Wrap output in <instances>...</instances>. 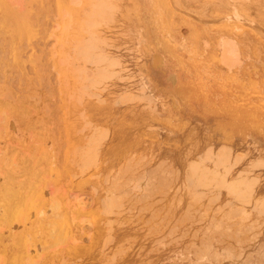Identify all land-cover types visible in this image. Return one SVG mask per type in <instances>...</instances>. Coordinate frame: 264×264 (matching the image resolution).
<instances>
[{
  "label": "rangeland",
  "instance_id": "rangeland-1",
  "mask_svg": "<svg viewBox=\"0 0 264 264\" xmlns=\"http://www.w3.org/2000/svg\"><path fill=\"white\" fill-rule=\"evenodd\" d=\"M78 1L76 5L75 0H0V188H4L0 192L8 196L12 210L0 232L5 250H13L12 264L33 260L36 264H264V207L238 204L224 196L222 183L219 189L210 188L203 180L197 182L193 172H182L172 153H155L156 140L174 139L181 128L195 136L210 134L203 122L183 115L190 93L197 94L193 98L202 111L207 110L204 95L225 107L237 102L248 108L252 100L264 101V48L248 47L264 40V26L255 20H264V0H103L112 5L102 0H94L97 5L93 0L94 4ZM106 6L116 11L111 12L114 19L108 18ZM82 8L87 9L84 15ZM90 8L114 24L100 15L102 23L95 28L92 24L101 19L94 17L96 12H88ZM127 13L133 19L121 26L119 19ZM81 14L96 19L90 24L92 20ZM66 17L89 21L83 24L95 30L88 31L94 52L87 34L66 33ZM77 26L71 23L70 33ZM206 30L217 38V44L219 36L235 40L236 49V43L230 45L233 49L219 48ZM82 37L88 40L87 44L82 41L83 47ZM74 40L80 48L75 49ZM98 40L108 48L103 45L102 49ZM86 49L98 54L93 58ZM220 51L232 54L233 66ZM102 56L106 61L117 58L119 65L107 66ZM107 70L113 74L107 75ZM128 71L144 81L138 77L134 82L136 75ZM99 74L109 79L102 82ZM84 79L94 85L88 81L82 85ZM222 116L229 119L227 112ZM220 147L218 159L210 161L212 168L246 163L239 175L255 177L264 172V150L257 142L241 143L245 155L235 153L236 157L231 146Z\"/></svg>",
  "mask_w": 264,
  "mask_h": 264
},
{
  "label": "bare ground",
  "instance_id": "bare-ground-1",
  "mask_svg": "<svg viewBox=\"0 0 264 264\" xmlns=\"http://www.w3.org/2000/svg\"><path fill=\"white\" fill-rule=\"evenodd\" d=\"M56 1V0H55ZM81 1V0H80ZM91 3H92V0H89ZM94 1V0H93ZM96 1H98V0H96ZM103 1V0H102ZM104 1H106V0H104ZM103 1V2H104ZM108 1V0H107ZM106 1V2H107ZM120 1V0H119ZM125 1V0H124ZM167 1V0H166ZM76 2H79L78 0L76 1L75 0V2H73L74 4H76ZM84 2V1H83ZM95 2V1H94ZM100 2V1H99ZM106 2H104V3H106ZM71 3V2H70ZM86 3V2H85ZM91 3H89V4H91ZM98 3V2H97ZM97 3L95 2V5H97ZM101 3V2H100ZM88 4V3H87ZM89 4H88V6H89ZM92 4H94V3H92ZM107 4H111L112 5V3L110 2H108V3H106V5ZM114 4H116V3H114ZM175 4V3H174ZM77 5V4H76ZM102 5V4H101ZM120 5V4H119ZM128 5V4H127ZM64 6V5H63ZM88 6H87V8H88ZM115 6L116 5H113V7L115 8ZM129 6V5H128ZM226 6V5H225ZM252 6V5H251ZM91 7H93L92 5H91ZM106 7H108V6H106ZM178 7V6H177ZM67 8V7H66ZM108 8H109V11H108ZM106 10L108 11V12H110V14L106 11V10H104V11H106L109 15V17L108 18H113V16H114V14L113 13H111V12H116L115 10L113 11V9L111 8V6L110 7H108ZM110 8H111V11H110ZM121 8H123V6L121 7ZM136 8V7H135ZM171 8H172V6H171ZM227 8V7H226ZM230 8V7H229ZM229 8H228V10H229ZM83 9V8H82ZM94 10H95V8H93ZM101 9H103V7L101 8ZM101 9H100V12H103V10L101 11ZM117 9V8H116ZM120 9V7L118 8V10ZM80 10V9H79ZM84 10H87V9H83V11H82V14L84 15L85 13H86V11H84ZM89 10V9H88ZM206 10V9H205ZM264 10V9H263ZM97 11V10H96ZM96 11H93L92 10V12H96ZM121 11V10H120ZM119 11V12H120ZM129 11V10H128ZM179 11V10H178ZM177 11V12H178ZM183 11V10H182ZM203 11V10H202ZM257 11H260L259 9L257 10ZM88 12H91V8H90V11H88ZM91 12V13H92ZM99 12V11H98ZM98 12H96V14L94 13L93 15H98L97 13ZM106 12H104V14L106 13ZM131 12V11H130ZM90 13V14H91ZM106 13V14H107ZM63 14V13H62ZM70 14V13H69ZM80 14V13H79ZM81 14V15H82ZM88 14V13H87ZM105 14V15H106ZM128 14V13H127ZM184 14V13H183ZM65 16H67L68 15V13H67V15L66 14H64ZM80 15V16H81ZM81 16V18L82 17H85V16ZM93 15H90V16H92L93 17ZM101 14L99 13V15L98 16H94V17H96L99 21H100V19L101 18H104V17H106V16H104V17H102L103 16V14L100 16ZM113 15V16H112ZM117 15V14H116ZM121 15V14H120ZM123 15V14H122ZM121 15V16H122ZM129 15L130 14H128V16L127 15H125V16H123L121 19H119L120 20V23H121V26L123 25H125L126 26V24H128V22H131V20L133 19L132 18V16H131V18L129 17ZM79 16V17H80ZM89 16V15H88ZM101 18H100V17ZM111 16V17H110ZM187 16V15H186ZM189 16V15H188ZM187 16V17H188ZM230 16V18L232 17L231 15H229ZM71 17V16H70ZM79 17H78V19H79ZM91 17V18H92ZM92 18V19H96V18ZM225 17H227V16H225ZM234 17V16H233ZM241 17H242V15H241ZM240 17V18H241ZM60 18H62V17H60ZM67 18V20H65L64 18H63V20H65V24H64V27L65 28H67L65 31H66V33H69V34H71V36H78V34H81L82 36H83V34H87L88 35V31H89V33L92 31V32H94L95 33V30H91L90 31V25H88V24H86V26L84 25L85 24V21L86 22H89L90 20H92V19H89V17H85L87 20H89V21H87V20H85V19H83V23L82 22H80V21H82V19L80 18V20H78L77 18H69V17H66ZM69 18V19H68ZM100 18V19H99ZM114 18H115V16H114ZM113 18V19H114ZM194 18V17H193ZM196 18V17H195ZM230 18H225V20H227V19H230ZM234 18H237V17H234ZM233 18V19H234ZM138 19H142V18H138ZM199 19V18H198ZM197 19V20H198ZM218 19V18H217ZM223 19V18H222ZM85 20V21H84ZM103 20H107L106 22L107 23H110L111 24V22H113V21H111V22H108V21H110V20H112V19H110V20H108V19H103ZM117 20V19H116ZM215 20V19H214ZM231 21H232V19H230ZM234 20H236V19H234ZM255 20H257L261 25H263L264 26V20H263V18H255ZM97 21V20H96ZM118 21V20H117ZM209 21H211V20H209ZM208 21V22H209ZM218 21V20H217ZM219 21L221 22V19H219ZM239 21V20H238ZM238 21H236V22H238ZM25 22V21H24ZM73 22H75L78 26V30L77 31H75V32H73V33H70V31H71V28H70V24L71 23H73ZM91 23L90 24H92V22H94L93 20L92 21H90ZM141 22V21H140ZM185 22H187V21H185ZM200 22H203V21H200ZM208 22H205V23H208ZM226 23H227V21H225ZM234 22V21H233ZM232 22V23H233ZM235 22V23H236ZM63 23V22H62ZM96 23V25L93 23L92 25L96 28V26H99V25H101V23H102V19H101V21H100V23L99 22H95ZM99 23V24H98ZM182 23H184V21L182 22ZM188 23V22H187ZM214 23H216V21L214 22ZM222 23V22H221ZM225 23V24H226ZM98 24V25H97ZM113 24H114V22H113ZM135 24H136V22H135ZM135 24H133V25H135ZM137 24H138V22H137ZM136 24V25H137ZM210 24V23H209ZM212 24V23H211ZM210 24V25H211ZM231 24V23H230ZM243 24V23H242ZM61 25V24H60ZM88 25V26H87ZM103 25H104V23H103ZM218 25V24H217ZM232 25V24H231ZM239 25V24H238ZM245 25H247L246 23H245ZM253 25V24H252ZM252 25H251V27H252ZM19 26V25H18ZM90 26V27H89ZM92 26V27H93ZM127 26H130V25H127ZM132 26V25H131ZM177 26V25H176ZM178 26H179V24H178ZM247 26H249V25H247ZM255 27H257L256 25H254ZM253 26V27H254ZM60 27V26H59ZM58 27V28H59ZM63 27V28H64ZM93 27V28H94ZM105 27H107V26H105ZM133 27V26H132ZM229 27V26H228ZM228 27H222L223 28V30L224 29H228ZM234 27V26H233ZM239 27V26H238ZM254 27V28H255ZM18 28V27H17ZM70 28V29H69ZM94 28V29H95ZM131 28V27H130ZM140 28V27H139ZM231 28V27H230ZM261 28V27H260ZM259 28V29H260ZM92 29V28H91ZM116 29V28H115ZM138 29V28H137ZM134 30L135 32H137L138 30ZM186 29V28H185ZM253 29V28H252ZM259 29H258V31H259ZM64 29H62V31H63ZM102 30H103V28H102ZM114 30V29H113ZM112 30V31H113ZM118 30V29H117ZM122 30V29H121ZM129 30V27H127V31ZM132 30V31H133ZM236 30H238L237 28H236ZM17 31H19V30H17ZM96 31H99L98 29H96ZM104 31V30H103ZM109 31H110V29H109ZM119 31V30H118ZM126 31V32H127ZM129 31H131V30H129ZM220 32H221V30H219ZM107 32V31H106ZM115 32V31H114ZM113 32V33H114ZM125 32V31H124ZM134 32V33H135ZM141 32V31H140ZM139 32V33H140ZM185 32V31H184ZM229 32H231V30H229ZM239 32H241V31H239ZM256 32H257V30H256ZM65 33V32H64ZM101 34H102V31L100 32ZM104 33V32H103ZM122 33V32H121ZM186 33V32H185ZM264 33V32H263ZM60 34H62L63 35V32H61V30L59 31V35ZM91 34V33H90ZM93 34V33H92ZM117 34H118V32H117ZM129 34V33H128ZM127 34V35H128ZM131 34V33H130ZM136 34V33H135ZM135 34H134V36H135ZM202 34V33H201ZM201 34H199L198 36L200 37L201 36ZM206 34H207V37L209 38V40L210 41H212V42H215V44H217V38L215 37V36H213V34H212V32H210V30H206ZM258 34V33H257ZM121 35V34H120ZM123 33H122V37H123ZM127 35H126V37H127ZM131 35H133V33L131 34ZM131 35H129L130 37H131ZM139 35H141V34H139ZM204 35V34H203ZM246 35V34H245ZM61 36V35H60ZM66 36H67V34H66ZM65 36V37H66ZM90 36H93V35H90ZM205 36V35H204ZM261 36H263V35H261ZM78 37H80V36H78ZM88 40H89V35H88V37L87 36H85ZM93 37H98L97 35H94ZM117 37V36H116ZM133 37V36H132ZM139 37V36H138ZM137 37V38H138ZM141 37V36H140ZM143 37V36H142ZM207 37L205 36V39H207ZM222 37V36H221ZM232 37V36H231ZM60 38V37H59ZM86 38H84V37H82L81 38V40H79L80 42H82L83 40H85V43L87 44V42H88V40L86 39ZM113 38V37H112ZM135 37H133V39H134ZM232 38H234V37H232ZM263 38V37H262ZM96 38H94V40H95ZM98 39H100V37H98ZM102 39V38H101ZM123 39V38H122ZM132 39V40H133ZM235 39V38H234ZM60 40H61V38H60ZM63 40V39H62ZM76 41L78 40L77 38L75 39ZM74 40V44H73V46L75 47V45H78V44H76V41ZM86 40H87V42H86ZM103 40V39H102ZM102 40H98V44L99 45H101L102 46V49H104L103 48V41ZM113 40V39H112ZM130 40V39H129ZM136 40V39H135ZM141 40V39H140ZM144 40V39H143ZM201 40H203V38L201 39ZM208 40V39H207ZM224 40V41H223ZM221 39L220 38V36H219V44H217V45H219L218 47L219 48H225V47H229V49H233V47L232 46H230V45H233L234 43H236V45L234 46V48L235 47H237V42L234 40H232V39H228V40H225V39ZM89 41H91V39L89 40ZM131 41V40H130ZM138 41V40H137ZM69 42V41H68ZM93 42V40L91 41V42H88L89 44L88 45H90L91 43ZM104 42H106V41H104ZM139 42H141V41H139ZM204 42V41H203ZM71 43H70V46H71ZM94 43V42H93ZM131 43V42H130ZM130 43H129V45H130ZM132 43H134V40H133V42ZM131 43V44H132ZM142 43H145V42H142ZM85 44V45H86ZM136 44V43H135ZM83 45H84V43L82 42V47H83ZM93 45V46H92ZM92 45H90L89 47H90V49L93 51L94 49H93V47H95L94 46V44H92ZM127 45V44H126ZM138 45V42H137V44H136V46ZM140 45V44H139ZM203 45H204V47L205 46H208L207 44H205V42L203 43ZM238 45H239V43H238ZM67 46V45H66ZM69 46V45H68ZM73 46H71V48L70 49H73V50H75V49H78L77 47H81L80 45L79 46H76L75 47V49H74V47ZM100 46V47H101ZM106 45H104V47H105ZM107 46H110V45H108L107 44ZM86 47H87V45H86ZM92 47V48H91ZM129 47V46H128ZM240 47L241 48H243V46H241L240 45ZM248 47H250V49H256V47H262V48H264V40H262V39H259L255 44H248ZM247 47V48H248ZM105 48H108V47H105ZM115 48V47H114ZM145 48H147V47H145ZM58 49H59V47H58ZM70 49H69V51H70ZM116 50H117V47L115 48ZM114 49V50H115ZM134 49H135V46H134ZM133 49V51H134V54H135V50H137V49H135L134 50ZM148 49V48H147ZM146 49V50H147ZM162 49H163V47H162ZM225 49H227V48H225ZM236 49V48H235ZM238 49V48H237ZM246 49V48H245ZM81 50V49H80ZM80 50H79V52H80ZM126 50H128V49H126ZM126 50H124V51H126ZM221 50V49H220ZM228 50V49H227ZM77 51V50H76ZM83 51V50H82ZM99 51H100V49H99ZM132 51V52H133ZM137 51H140V48H139V50H137ZM151 51V50H150ZM86 52H88V54H90V56H93V58H94V55H96V54H98V53H96V54H92L91 55V53L89 52V49L87 50L86 49ZM86 52H80V53H82V54H85ZM94 52V51H93ZM102 52V51H101ZM101 52H100V54H101ZM238 52V50L237 51H235V56H236V60H239L238 58H237V56H239L238 54L239 53H237ZM260 52V51H259ZM71 53V52H70ZM103 53H105V52H103ZM102 53V54H103ZM116 53V52H115ZM129 53V52H128ZM139 53V52H138ZM220 53H221V55L222 56H226V55H224V54H226V52L224 53V52H222V51H220ZM62 54V53H61ZM60 54V55H61ZM87 54V53H86ZM120 54V53H119ZM133 54V53H132ZM132 54H131V56H132ZM104 55H106V56H108L107 54H104ZM156 55H158V54H156ZM62 56V55H61ZM66 56V55H65ZM64 56V57H65ZM67 56H68V53H67ZM77 56V55H76ZM90 56H88L87 55V58L88 57H90ZM258 56V55H257ZM63 57V56H62ZM69 57V56H68ZM96 57V56H95ZM157 57V56H156ZM155 57V58H156ZM173 57V56H172ZM175 57V56H174ZM223 57V58H224ZM229 57H230V59H231V57H232V54L231 55H229V54H227V56L225 57V58H228V62H230V61H232V60H230L229 59ZM72 58V57H71ZM93 58L91 57L89 60L91 61V60H93ZM102 58H104V60H105V56H102ZM111 58V57H110ZM129 58H130V53H129ZM128 58V59H129ZM131 58H133V57H131ZM222 58V59H223ZM60 59H61V57H60ZM75 59V58H74ZM74 59H73V61H74ZM96 59H98V58H96ZM108 59L109 58H107V61H108ZM113 59H114V57H113ZM111 59L112 61H104L103 63H105V64H107V66H108V64L110 63V64H112L113 66H114V62H116V65L118 64V61H116L117 60V58L116 59ZM123 59V58H122ZM138 59H140L139 57H138ZM221 59V60H222ZM233 59V58H232ZM247 59V58H246ZM72 60V59H71ZM77 60V59H76ZM124 60V59H123ZM230 60V61H229ZM248 60V59H247ZM61 61V60H60ZM68 61V60H67ZM69 61H70V59H69ZM84 61H86V57H85V59H84ZM88 61V60H87ZM96 61H98V63H99V60H96ZM95 61V62H96ZM130 61V60H129ZM139 61V60H138ZM143 61V60H142ZM223 61H225V63H226V60H223ZM240 61L241 60H239V63H240ZM75 62V61H74ZM95 62H93V63H95ZM112 62V63H111ZM140 62V61H139ZM222 62V61H221ZM227 62V63H228ZM234 62V59H233V61H232V63H231V65L233 66V64L235 63H233ZM238 61H236V64H238L237 63ZM93 63H91L92 65H93ZM123 63V62H122ZM128 63H130V62H128ZM242 63V62H241ZM261 63V62H260ZM61 65H62V62L60 63ZM63 64H64V62H63ZM96 64H97V62H96ZM96 64H94L93 66H95L94 68H97L96 66H99L98 64L96 65ZM109 64V65H110ZM144 64H145V62H144ZM222 64H224L223 62H222ZM70 65V64H69ZM111 65V66H112ZM119 65V64H118ZM121 65V64H120ZM128 65V64H127ZM132 65V64H131ZM135 65H136V63H135ZM134 65V66H135ZM228 65V64H227ZM70 66H73V68H75L74 66H76V65H70ZM80 66V65H79ZM83 66V65H82ZM93 66L91 67L92 68V70L94 69L93 68ZM123 66V65H122ZM225 66V65H224ZM237 67H238V65H236ZM81 67V66H80ZM85 67V66H84ZM83 67V68H84ZM101 67V66H100ZM124 67V66H123ZM103 68H105V65L103 66ZM111 68V67H110ZM117 68V67H116ZM239 68V67H238ZM71 69V68H70ZM80 69V68H79ZM87 69V68H86ZM106 69V68H105ZM104 69V70H105ZM108 69V68H107ZM125 69L126 70H129L128 69V67L126 68L125 67ZM134 69V68H133ZM249 69V68H248ZM252 69V68H251ZM85 70V69H84ZM98 69H95V71H96V73H99L98 71H97ZM109 70V69H108ZM107 70V72L109 73H107V75H111V74H113V73H111L110 74V72ZM120 70V69H119ZM136 70H137V68H136ZM222 70H223V68H222ZM239 70V69H238ZM70 71V70H69ZM74 71H82V70H78V69H76V70H74ZM74 71H72V72H74ZM111 71V70H110ZM114 71L116 72V70L114 69ZM122 71V70H121ZM132 71V70H131ZM230 71V70H229ZM228 71V72H229ZM62 72H63V70H62ZM83 72V71H82ZM86 72V71H85ZM105 72V71H104ZM112 72V71H111ZM114 72V73H115ZM124 72V71H123ZM129 73H130V71H128ZM139 72V71H138ZM142 71H140L139 73H141ZM106 73V72H105ZM120 73V72H119ZM119 73H118V75H119ZM125 73V72H124ZM144 73L145 72H143L142 74L144 75ZM126 74V73H125ZM124 74V75H125ZM130 74H134V72H132V73H130ZM209 74H211V73H208L207 75L208 76H210ZM106 75V74H105ZM105 75L103 76V74L102 75H100L99 74V77L100 76H102V77H100V81H101V79H102V82H104V81H107L109 78H107L108 76H106L105 77ZM117 75V74H116ZM134 75H136V74H134ZM78 76H80V75H78ZM113 76V75H112ZM111 76V77H112ZM235 76V75H234ZM96 78H97V74H96V76H95ZM94 77V78H95ZM98 77V78H99ZM104 77L105 78H107V79H105L104 80ZM110 77V76H109ZM114 77V76H113ZM113 77H112V79H113ZM118 77H120V76H118ZM122 77V76H121ZM129 77V76H128ZM133 77V76H132ZM131 77V78H132ZM139 77V80L141 79V81H139V82H142V81H144V80H142V79H144V78H142V77H140V75L138 76ZM138 77H137V75H136V78H134L133 80H134V82H135V79H138ZM88 78V77H87ZM95 78V80H94V82H96V80H99V79H96ZM116 78V77H115ZM125 78H127V77H125ZM130 78V79H131ZM236 78H237V76H236ZM239 78V77H238ZM73 79V78H72ZM81 79V78H80ZM117 79H119V78H117ZM124 79V78H123ZM229 79V78H228ZM82 80V79H81ZM121 79H119L118 81H120ZM201 81H203L202 80V77H201V79H200ZM67 81V80H66ZM78 81V80H77ZM85 81H88V79H84V84H82V85H85ZM90 81V80H89ZM88 81V84H90L91 82H89ZM111 81V80H110ZM123 81V80H122ZM132 81V80H131ZM237 81V80H236ZM80 82V81H79ZM121 82V81H120ZM130 82V81H129ZM133 82V81H132ZM133 82V83H134ZM137 82H138V80H137ZM81 83V82H80ZM97 84H99V82L97 81L96 82ZM95 83V84H96ZM122 83V82H121ZM124 83V82H123ZM65 84V83H64ZM130 85L132 84V83H129ZM76 85V84H75ZM90 85H94V83L92 82ZM100 85V84H99ZM141 85V87H145L144 85L145 84H143V83H141L140 84ZM68 86V85H67ZM77 86V85H76ZM132 86V85H131ZM135 86V85H134ZM81 87V86H80ZM99 87V86H98ZM87 88V87H86ZM99 88H101V87H99ZM103 88V87H102ZM101 88V89H102ZM124 88H126V87H124ZM133 88H135V87H133ZM148 88H150V87H148ZM209 88V87H208ZM67 89H70V88H67ZM76 89H78V88H76ZM80 89V88H79ZM84 89V88H83ZM89 89V88H88ZM94 89H96V87L94 88ZM104 89V88H103ZM140 89V88H139ZM145 89V88H144ZM105 90V89H104ZM125 90V89H124ZM148 90V89H147ZM90 92V91H89ZM122 92H123V90H122ZM80 94V93H79ZM82 94V93H81ZM84 94V93H83ZM89 94V93H88ZM88 94H87V96H88ZM99 94V93H98ZM96 95L97 97L99 96L100 97V95ZM74 95V94H73ZM72 95V97H74ZM91 95H93V93L91 94ZM91 95H89V97H91ZM190 96H189V99L187 100V101H185V106H184V112H183V115H185V116H188V118H190V120H193V119H198V120H200L201 122H203L206 126H208V128L210 129V134L209 135H206L205 133V135H197V136H195V135H193L192 133H189V130L187 129V128H181L180 130H179V136H176V138H174V139H170L169 137V139H162V140H156V143H157V147H156V149H155V153L158 155V156H161V155H164L165 153H172L173 155H174V157H173V160H174V162H175V164L177 165V167L182 171V172H188V171H191V172H193L194 174V176H195V178H196V180H197V182L198 181H200L201 182V180H203V182L205 183V184H207V186L208 187H210V188H212V187H218V189H219V186H217V185H219V183H222L223 184V187H224V196L225 197H231V198H233L234 200H236V202L238 203V204H242V205H244V206H249V205H252V204H256V205H259L260 207L262 206V207H264V172H261V173H258L255 177H251V176H243V175H241V173L242 172H240V175L238 174V171H239V169H241V168H245L246 167V163H244V164H242V165H240L241 167H239V166H226V165H224V166H221V165H223V164H221L220 166L217 164L218 162H216V164L218 165H216L215 166V163H214V166L215 167H217V168H212L211 167V165H210V161L211 160H217L216 159V157H217V155L219 154H217L216 155V153H217V151H218V149H219V147L222 145V144H225V145H228V146H231L232 148H233V150H234V155H235V157H236V154H239V155H242L243 156V154H244V150H242V148H241V143H243V142H247V144L248 143H253V142H257L259 145H260V147L264 150V101L263 102H260V101H254V100H252L251 102H250V104H249V107L248 108H244V107H241L240 106V104L239 103H237V102H235V103H232V104H230L229 105V107H225L223 104H222V102H219V100H217V99H215V98H213L212 96H207V95H204V98L202 99V102H204V104L207 106V110L206 111H202V110H200L198 107H197V103H196V99H194L193 97L196 95V97H197V94H195V93H190L189 94ZM71 96V95H70ZM81 96V95H80ZM94 96V95H93ZM92 96V97H93ZM96 96H94V97H96ZM117 96V95H116ZM120 96V95H119ZM132 96V95H131ZM139 97V96H138ZM75 99V98H74ZM77 99V98H76ZM174 99V98H173ZM77 101V100H76ZM106 101V100H105ZM177 101V100H176ZM175 102V101H174ZM132 103H135V102H132ZM176 103V102H175ZM136 104V103H135ZM177 104V103H176ZM126 106V108H127V105H125ZM136 107V106H135ZM156 107V106H155ZM123 108H125V107H123ZM129 108V107H128ZM2 112V111H1ZM125 112V111H124ZM148 112V111H147ZM171 112V111H170ZM223 112H227V113H229V119L228 120H225L224 118H223V116H222V114H223ZM148 116V115H147ZM148 118V117H147ZM164 118V117H163ZM186 121V120H185ZM134 122H135V120H134ZM87 123H88V121H87ZM134 125H135V123H134ZM143 126H145V125H143ZM100 127H102V126H100ZM147 128V127H146ZM148 129V128H147ZM152 129H153V127H152ZM163 129V128H162ZM187 129V130H186ZM103 130V129H102ZM148 130H151V127L148 129ZM161 130V129H160ZM147 131V130H146ZM152 131V130H151ZM156 131V130H155ZM107 132H109L110 133V131H107ZM171 132V131H170ZM190 132H192V131H190ZM102 133V132H101ZM196 133V132H195ZM194 133V134H195ZM209 133V132H208ZM107 134V133H106ZM158 135L160 136V134L158 133ZM106 136V135H105ZM108 136V135H107ZM167 136H168V134H167ZM172 136H174V135H172ZM93 136L91 135V138H92ZM109 138V137H108ZM162 138V137H161ZM92 139H94V138H92ZM102 139V138H101ZM70 140V139H69ZM246 144V143H245ZM255 144V143H254ZM252 145V144H251ZM256 145V144H255ZM192 146H194V147H192ZM246 146H248V145H246ZM36 148V147H35ZM78 148H80V147H78ZM123 148V147H122ZM121 148V149H122ZM221 148V147H220ZM223 148V147H222ZM230 148V147H229ZM231 148V149H232ZM33 149V148H32ZM252 149H255L254 147H252ZM257 149V148H256ZM93 150V149H92ZM221 150H224V149H221ZM80 151V150H79ZM84 151V150H83ZM82 151V152H83ZM225 151V150H224ZM223 151V152H224ZM93 152V151H92ZM107 152H108V150H107ZM222 152V153H223ZM233 152V151H232ZM87 154H89L88 152H86ZM86 153L84 154V155H86ZM95 153V152H94ZM109 153V152H108ZM236 153V154H235ZM67 154H70V153H67ZM96 154V153H95ZM92 154H90V156H91ZM220 155V154H219ZM219 155H218V157H219ZM224 155H225V153H224ZM245 155V154H244ZM76 156V155H75ZM96 156H98L97 154H96ZM226 156H227V154H226ZM222 157V158H221ZM221 161H223V155H221ZM238 157V156H237ZM52 158H53V156H52ZM80 158H83V157H80ZM92 158H93V156H92ZM103 158V157H102ZM243 158V157H242ZM94 159H95V157H94ZM225 160L227 159V157H225L224 158ZM241 159V158H240ZM96 161H97V158L95 159ZM95 160H93L92 159V161H95ZM101 160V159H100ZM228 160H229V158H228ZM236 160V159H235ZM255 160H257V159H255ZM80 161H82V160H80ZM227 161V160H226ZM238 161H239V159H238ZM258 161V160H257ZM84 162V161H83ZM237 162V161H236ZM261 162V161H260ZM260 162H256L255 161V163L257 164V163H259L260 164ZM85 163V162H84ZM90 163V162H89ZM92 163V162H91ZM224 163V162H223ZM254 163V164H255ZM104 164H105V162H104ZM212 164V163H211ZM255 164V165H256ZM51 165H53V164H51ZM84 165V164H83ZM97 165V164H96ZM252 165V164H251ZM250 165V166H251ZM263 165H264V163H263ZM86 166V165H85ZM93 166V165H92ZM95 166V165H94ZM226 166V167H225ZM260 166V165H259ZM91 166H89V168H90ZM96 167V166H95ZM219 167H222V168H220L219 169ZM252 167V166H251ZM256 167V169H257V167H258V165L257 166H255ZM261 168H262V165H261ZM259 172V171H258ZM246 174H247V172H246ZM249 174H251V172L250 173H248V175ZM252 175V174H251ZM86 176V175H85ZM91 176V175H90ZM193 176V177H194ZM176 177V176H175ZM191 177H192V175H191ZM194 178V179H195ZM1 180V179H0ZM189 181V180H188ZM6 185V184H5ZM192 186V185H191ZM195 186V185H194ZM206 186V187H207ZM193 187V186H192ZM196 187V186H195ZM201 188H204V186H202ZM222 188V187H221ZM4 188L3 187H1L0 188V190L2 191ZM201 190V189H200ZM203 190V189H202ZM10 193V192H9ZM25 195V194H24ZM9 200V198H8V196L7 195H5V194H3L2 192H0V227L1 226H3L5 223L7 224V223H9L8 222V218H9V216H10V214L9 213H11V208H10V202L8 201ZM78 202V201H77ZM188 202V200H187V197L186 196H184V199H183V204H186ZM26 203V202H25ZM32 204H34V203H32ZM226 204V203H225ZM180 205V204H179ZM187 205V204H186ZM224 205V204H223ZM54 206V205H53ZM28 209L30 208V205H27L26 206ZM31 207H33V206H31ZM253 206H251V208H252ZM258 207V206H257ZM53 208V207H52ZM252 209H254V208H252ZM264 209V208H263ZM33 210V209H32ZM255 210V209H254ZM35 211V210H34ZM49 211V210H48ZM220 211V210H219ZM28 212V211H27ZM246 212H247V214L248 215H253L252 214V212L250 211V210H246ZM30 213H32V211L30 212ZM245 213V212H244ZM259 213V212H258ZM24 214V213H23ZM25 215V214H24ZM32 215V214H31ZM46 215V214H45ZM52 215V214H51ZM177 215V214H176ZM244 215H246V214H244ZM25 217V219H27V217H29V215L26 217V216H24ZM39 218H40V216H38ZM245 219V218H244ZM9 220H10V218H9ZM217 220V219H216ZM232 220V219H231ZM258 220H259V218H258ZM52 221V220H51ZM28 222V221H27ZM30 222V221H29ZM55 222V221H54ZM60 222V221H59ZM263 223V225H264V222H262ZM50 224V223H49ZM56 224V223H55ZM212 224V223H211ZM257 224V223H256ZM216 225V224H215ZM258 225V224H257ZM209 226V225H208ZM22 227V226H21ZM248 227H250V226H248ZM247 227V228H248ZM2 228V227H1ZM10 229H11V227H10ZM219 229V228H218ZM217 229V230H218ZM53 230V229H52ZM250 230H251V228H250ZM14 231V230H13ZM5 232V231H4ZM11 232H12V229H11ZM186 235V234H185ZM190 235V234H189ZM26 238V237H25ZM28 239H29V236L27 237ZM27 239V240H28ZM4 237H3V234L0 232V264H12V261L14 262V260L12 259V257H11V255H10V253H12V251L13 250H10V252L9 251H6L5 250V244H4ZM29 241V240H28ZM27 241V242H28ZM26 242V243H27ZM25 243V244H26ZM27 244H29V242L27 243ZM30 245V244H29ZM25 247V246H24ZM27 248V247H26ZM31 248H33V247H31ZM30 248V249H31ZM39 249V248H38ZM41 249V248H40ZM27 251V250H26ZM30 252V251H29ZM56 254V253H55ZM40 255H41V253H40ZM44 255V254H43ZM42 256V255H41ZM13 258H15V257H13ZM40 258L41 257H39V260H40ZM17 259V258H16ZM29 260V259H28ZM53 260H55V258H53ZM18 261V260H17ZM27 261V260H26ZM30 261V260H29ZM28 261V262H29ZM34 262V264H36V260H33ZM27 263V262H26ZM33 263H29V264H33Z\"/></svg>",
  "mask_w": 264,
  "mask_h": 264
}]
</instances>
